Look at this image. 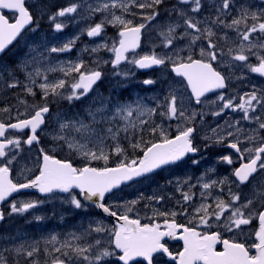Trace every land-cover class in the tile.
<instances>
[{"label":"snow or ice","instance_id":"6c2138e0","mask_svg":"<svg viewBox=\"0 0 264 264\" xmlns=\"http://www.w3.org/2000/svg\"><path fill=\"white\" fill-rule=\"evenodd\" d=\"M163 3L164 0H103L95 7L88 6L90 15L105 14L99 23L86 30L89 37L101 36L107 25L117 28L116 39L91 49L92 52L104 49L113 53L111 61L102 63H111L115 75H134L120 70V65L125 62L139 69L167 68L174 74L165 94L151 98L155 100L153 107L146 105L140 97L113 103L110 98L98 94L83 110L84 115L68 116L57 112L53 116L49 97L69 103L81 101L93 92L104 75L100 70L101 61H97L95 68L86 67L83 60L55 65L48 63L41 67L50 60L51 53L71 51L75 39L60 47H45L44 51H39V46H29L25 59L15 69L0 65V82L6 88L22 86L25 97L34 98L38 87L41 96V102L31 104L26 98L17 96L19 107H16L15 116L12 115L14 106L0 108V114H7L0 118V205L13 193L36 189L49 196L67 194L65 202L75 209L87 210L94 206L116 219L111 228L103 220L90 221L87 228L79 233L69 232L64 239L51 234L43 240L44 254L49 257L46 264H111L113 257L122 264H133L137 258L153 264L157 254L167 256L174 264H264V135H261L264 132V92L253 89L243 93L239 103H235V97L226 98L223 92L215 100L207 98L209 93L228 88L231 76L223 74L219 70L222 67L247 68L251 73L264 77V9L252 11L250 7L241 5L237 14L232 16L236 0H219L213 5L215 15L200 20L189 13H200L204 7L202 0H178V5L187 6V9L174 7L172 11L178 19L159 28L160 43L149 53L141 55L137 49L141 47L144 30L160 16L159 8ZM79 7L74 3L49 18L55 21L57 17L70 16L77 13ZM117 9L120 15L116 14ZM4 10L12 13V22ZM229 16L230 21L227 19ZM127 17H139V22ZM213 25L233 30L236 36L231 44L234 46H230L227 32L218 35ZM54 26L61 31L65 24L55 23ZM38 27L26 0H0V54L18 38L23 39L26 29L34 32ZM180 28L183 31L177 32ZM220 40L224 41L227 51L218 45ZM179 41L186 43L181 46ZM156 47L165 51L158 53ZM129 53L133 54L131 58ZM251 57H255L257 63L253 64ZM235 62L241 63L237 65ZM17 70L24 73L26 83L15 75ZM50 72H60L63 78L50 81ZM5 74L8 80H5ZM38 78L43 82L37 84ZM143 83L153 85L156 81L145 79ZM193 103L201 105V108H194ZM217 104L218 108L215 107ZM209 107L214 117L222 116L225 110L242 113L239 119L225 120L224 125L218 124L211 129V135L203 136L213 144L233 150L240 163L232 170V178L225 176L206 181L202 176L197 179L203 189L199 193L201 202L193 208L188 223H177L175 218L177 215L189 216L184 205L196 195L191 191L196 187L191 183V177L176 181V191L182 195V201L176 202L180 212L155 208L153 202L160 204L165 200L164 194L155 192L147 197L140 193L136 199L116 205L123 209L122 212L105 203L106 196L121 189L122 185L147 178L158 169L178 164L189 154L197 153L199 148L194 143L200 135L197 117L202 126ZM257 109H260L259 113ZM158 110L164 120L176 122L174 136L169 133L171 124L166 127L153 120ZM53 120L57 127L54 132H47ZM242 121L256 127L244 128ZM145 131L156 139L146 140ZM42 134L51 136L55 146L61 150L66 146L70 154L81 159L83 166H75L72 159L57 158L44 147H40L34 157L23 155V145L29 149L34 144L39 145ZM121 140L128 141V148L139 150L142 155L129 157ZM113 156L120 159L115 166H109ZM220 160L227 165L234 163L232 155H223ZM24 161L30 162L31 167ZM95 161H102L103 166H93ZM192 162L199 163L196 160ZM13 166H16L22 182L14 181ZM185 184L189 186L188 191L182 190ZM225 188L227 200L222 195H213V189L224 193ZM244 189L248 190L247 193ZM209 198L212 203L206 202ZM141 200L145 201L144 207L152 212L151 216L145 217L149 220L147 223H142L136 212ZM40 203L42 201L12 202L8 214H24ZM133 212H136L135 218L130 216ZM160 217L163 218L162 223L159 222ZM4 219L5 212L0 208V221ZM35 219L39 221L44 217L36 216ZM253 221L258 222V227L251 233L257 242L248 244L246 240L236 238L247 236L243 226H252ZM224 232L233 233V238H223ZM92 233L97 236L88 242ZM166 238L183 241L182 251H170ZM40 243L25 241L18 247L0 249V264H8L4 252L23 254L30 259V264H40L34 258L41 252ZM217 245H222V250H217Z\"/></svg>","mask_w":264,"mask_h":264},{"label":"flooded vegetation","instance_id":"af4514ba","mask_svg":"<svg viewBox=\"0 0 264 264\" xmlns=\"http://www.w3.org/2000/svg\"><path fill=\"white\" fill-rule=\"evenodd\" d=\"M40 2H41V0H27V2H26L27 7H29V10L32 12V14L36 20V23H38V25H39L38 29H36V31H34V32L26 29L25 32L22 34L24 38L23 39L18 38V40L15 41L11 45L12 47L10 49H8L4 54L0 55V65H8L10 68L15 69L16 66L18 64H20L21 58L27 54L29 46H39V48H38L39 51L44 50L45 47H50V40L48 39L49 37L45 35V33L48 32L49 25L44 22L45 18L42 15L37 14V12H36V10H37L36 7L39 6ZM202 2L204 4V7L201 9L200 13H197V14L189 13V14L194 15L197 19H200V20H203L205 17L214 16L215 15V8L213 7V5L218 4L219 0H202ZM237 3L239 5V7L241 5H243L245 7H250L252 11H259L261 9H264V6H260V0H237ZM239 7L234 8L235 14H232V16H235L237 14ZM165 8H166V6H160V8H159L160 14H162V12H163L162 10H164ZM184 8L187 9V7H184ZM136 10H138V9H136ZM164 12H167V11H164ZM4 14L7 15L9 17L10 22H12V13H10L8 10H4ZM44 14H46V13H44ZM132 19H135L136 22H139V17L132 18ZM177 19H178V17L175 14L173 17V21L175 22ZM180 22L182 23V20ZM209 23H211V22L209 21ZM249 23H251V21H249ZM160 25H161V23H154V27L156 29L158 27H160ZM213 28L215 29V31L217 32L218 35H222L224 32H227V34L230 38V44H231L232 40H235L236 34L234 33L233 30L228 31V29H222V28L216 27L215 25H213ZM182 31H183V29L178 30V32H182ZM143 40H144V37H143ZM218 45L220 47H223L224 50L227 51V46L224 44L223 40L218 41ZM197 52H198V50H197ZM111 56L113 59L114 58L113 53H111ZM223 59H227V58L224 57ZM251 62L253 64L257 63L256 59H254L253 57H251ZM96 66L97 65L95 63L94 64L87 63V67L95 68ZM214 66H216V65H214ZM126 68H129V69L126 71ZM100 70L103 72L104 75H103L102 80L95 87V90L81 101H74L72 103H69L67 100L62 99L61 100V109L59 110V112L69 113V114H74V115L77 113H80L81 115H84L83 110L85 108H87L89 106V104L91 103V100L90 99L86 100V98H88V97H90V95H92L93 99H95V95H96L95 92L99 91L100 88L102 89V92H104V93H106V91L108 89V92L110 94L111 99H115V94H118L119 96H121V94L123 92L128 91L127 90L128 82L126 81V79H130L132 77V75H129L127 77L115 75L114 69H113L111 63L108 66L100 67ZM120 70L131 73L130 64L126 62V63L120 65ZM219 70H221L222 73L225 74L226 76H231L230 68L222 67ZM15 75L21 81H23L25 83L27 82L25 80V76H24L23 72H20L17 70L15 72ZM255 75H258V74L251 73L247 68H242V67H238V69L236 70V73H235V77H242L241 79L243 81L249 80L252 77H254ZM263 78L264 77H261V79L264 82ZM8 79L9 78L7 77V74H5V80H8ZM229 91H230V89H229ZM17 96H19L21 99L26 98L30 104L33 102H41V96L40 95H36L34 98L30 97V96L25 97V95L22 91V86H21V88H15V89L6 88L4 86V84L2 82H0V108H3L5 106H14L13 111H12L13 116H15V114H16V107H19ZM50 104H51V110H52V114H53V110L54 111L56 110V106H55L56 101L50 100ZM198 107H201V105H198ZM20 110L23 111V108L21 107ZM257 112H259V109H257ZM241 115H242V113H240L238 111L237 112L231 111L229 114L230 117H232V116L238 117ZM6 116H7V114H0V118H4ZM227 120H231V118H228ZM12 122H14V121H12ZM210 123L214 124V125L223 124L222 122L217 121V120H213ZM241 126L244 128L256 127L255 124H251L247 121H242ZM50 128H51V123L49 124V126L47 128V132H51V130H49ZM25 131L27 132V130H25ZM198 131L200 132V135L194 141L195 143L199 142V140L203 139L205 129L200 128L198 126ZM261 135H264V132H262ZM50 140H51V138L49 135L42 134L41 135V141H40L39 145H33V146H31V149H29V147L27 145H23V148H24L23 155H29V156L34 157L35 154H38L37 150L40 148V146L44 147L46 150L50 151L48 146H47V142ZM207 142H208V144L201 145L199 147L200 148L199 153L197 152L196 158L201 159L202 162L199 163L200 168L194 167V172H193L194 177H193V181H191V183L193 182V183L197 184V179L199 177H202V176L204 177V179L206 181L212 180V179L219 180L225 176L232 178L231 177L232 170L239 166L240 161L237 159L233 150H230L227 147H224L221 145H216V144L213 145V143L211 141H208V140H207ZM223 155H232L234 163L232 165H227L226 163L221 162L220 157H222ZM193 159H195V158H192V160ZM183 165L171 167V168H169L163 172L158 173L156 175L157 179L156 178H152V179H155L156 181H159V182H157L154 185H151V187H150L151 189H149V190L152 192L162 191V190L168 189L170 187H173V186H171V184L168 183L169 181H172V183H176V181H184L185 179L189 178L188 173H189L191 168H190V166L181 167ZM178 168H180V169H178ZM209 169H214L215 171L210 172ZM169 174H175L176 177L171 178ZM29 178H31V177H29ZM13 179H14V181L22 182L21 177L18 175V171H17L16 166H13ZM188 187L189 186L187 184H185L183 186L184 189H188ZM199 189L203 190L200 187V184L198 187L192 188L191 191H195V190L197 191ZM233 190L234 191L236 190L235 185H233ZM244 191H248V190L244 189ZM212 192H213V195H222L224 197V199H226V200L228 199L226 188H225L224 193H220L218 189H213ZM48 197L49 196H41L40 194H38L34 191H28L27 189H25V190H21L20 192H18L15 195V197L12 198L11 200H9L7 203L0 205V208H3V210L5 212V219L3 221H0V249H2L4 247L13 248L15 246L10 239L11 230L21 232V234L32 233L33 227L36 225V223L44 221V220L37 221L35 219L36 216H42V217L44 216L45 218H49L50 220H51V218L62 219L65 222L70 223L72 231L73 230L76 231V230H80V227H81V229L83 228L84 219L92 220L93 217L97 214V209L94 206H89L87 208V210L75 209L73 206H71L70 204L65 202L66 198L53 199V198H50V197L48 198ZM29 200L30 201H42V203H40L38 205V207H36L35 209H31L24 214H12V215L8 214L10 212V204L12 202H17V201L18 202H24V201H29ZM196 202H197V200L195 198H193V200L191 202L186 204L185 207L187 208L189 214L191 211H193V208H194ZM207 203H212V199L209 198L207 200ZM144 205L145 204H142V203L138 204L136 206V212L139 213V216L141 218V222L147 223V222H149V220L146 219L145 217L151 216L152 212L149 209L145 208ZM153 206L155 208H157V206H155L154 203H153ZM157 209H159L160 211L173 210V209L165 208L163 206H161V208L159 207ZM175 211H177V210H175ZM136 212L130 213V216H132V218H135ZM177 212H180V211H177ZM38 213H40V214H38ZM185 218H186V216H184V215H177L175 219H176L177 223L186 224V223H188L189 219H185ZM158 219H159V222H161V223L163 222L162 217H160ZM7 223L10 225V227L7 229V231H5V230H3V228L6 229ZM113 225L114 224H109L110 227H112ZM243 227L245 228L248 235L245 237H236V238L246 240L248 244H251L253 242H257V241H255V237L251 233L254 232L256 230V228L258 227V222L253 221L252 226H243ZM201 230H203V229H201ZM212 230H217V229H212ZM223 238H233V233L224 232ZM165 242H166L167 246L169 247L170 251H172L173 253L178 252V251H182L183 243L181 241L173 242V241H170L169 238H166ZM16 247H18V246H16ZM44 247H45V245L42 242V244L40 245V248H41L40 254L37 257H34L35 259L39 260L40 264H46V262L49 260V257L44 254V251H43ZM217 250H222V245H217ZM5 254H7L8 264H17V262H18V264H30V259L26 258L23 254L17 255L14 252L13 253L5 252ZM12 254H15V255L10 256ZM253 254H255L254 250H253ZM118 255H119V253H118ZM111 264H122V262L118 261L117 258L113 257V258H111ZM133 264H146V261H143L142 258H137V260L134 261ZM153 264H174V262L171 261L167 256L157 254L154 257Z\"/></svg>","mask_w":264,"mask_h":264},{"label":"rangeland","instance_id":"374dc122","mask_svg":"<svg viewBox=\"0 0 264 264\" xmlns=\"http://www.w3.org/2000/svg\"><path fill=\"white\" fill-rule=\"evenodd\" d=\"M165 1V0H164ZM169 1V0H168ZM103 2V0H87V2L85 1V2H81V3H78V5H83L84 7H83V9H82V11H88V6L89 5H91L92 7H95V6H97V4L98 3H102ZM161 6H165V4H162ZM72 15V14H71ZM228 20L230 21L231 20V16L228 18ZM113 27V26H112ZM89 27H86V28H84V30L82 31V32H87L86 30L88 29ZM161 28V27H160ZM159 29V28H158ZM77 29H76V27H74V30L71 32V34L70 35H68V37H67V39H68V41L69 40H71V39H76V34H77V31H76ZM82 34V33H81ZM149 34H144V40H143V42H144V45H145V47L147 46V44H148V42L150 41V40H153V39H156L157 37H158V33H154L152 36H148ZM78 36H80V34L78 35ZM117 38V28H115V27H113V30L110 32V35H109V39H110V41L108 42V43H111L112 42V40L113 39H116ZM159 39H161V38H159ZM64 43H66L65 41H61L59 38L57 39V38H55V39H53V37H51V47H56V45H58V46H62ZM156 43H158V42H156ZM99 44H101V43H95V44H93V45H91L90 47H91V49L92 48H95V47H97ZM51 47H47V48H51ZM153 49V46H150L149 47V50L151 51ZM144 50V49H143ZM28 51H29V49H28ZM41 51H44V50H41ZM74 51H76V49L74 50ZM107 51V50H106ZM77 52V51H76ZM75 52V53H76ZM99 52V51H98ZM109 54H110V57H108V58H105V59H103L102 61H111V59H112V56H111V52H109V51H107ZM28 53V52H27ZM93 53H97V52H93ZM144 53V52H143ZM142 53V54H143ZM141 54V55H142ZM72 55H74V53H72V54H70V51L69 52H67V54L66 55H64V56H72ZM25 57H26V55L25 56H23L22 58H21V61L22 60H24L25 59ZM69 60L71 59V58H68ZM67 61V58H64L63 56H61L60 55V53H51V55H50V60L49 61H47V62H45V64L44 65H41V67L42 68H44V67H46L47 66V64L48 63H50V64H52V65H55V64H58V63H60V62H66ZM102 61H101V63H102ZM102 64H104V63H102ZM108 65V63H106V65H104V66H102V67H105V66H107ZM29 71H31V68L29 69ZM53 73H56V72H50V73H48V76L50 75V74H52L51 76H53L52 78H53V80H55V79H59V78H63V77H57L55 74H53ZM60 73V72H59ZM62 74V73H61ZM50 81H52V79L50 80ZM42 82V81H41ZM235 82H236V93H235V96H236V98H239L240 97V95H242L243 93H246V92H250V91H252L253 89H257V90H260V82H259V78L255 75L254 77H252L251 79H249V80H245V81H243L242 79H237V78H235ZM37 84H39V83H37ZM38 88V87H37ZM135 90H133L132 92H131V97L133 98V100H135V99H137V97H140V98H142V94H141V92H139V91H137V92H134ZM40 93V92H39ZM38 94V93H37ZM99 95H102L101 93H99ZM129 99H130V97H128V99H127V97L125 98L124 96H121V97H119L117 100H115V99H111L112 100V102L113 103H115L116 101H121V102H126V101H129ZM132 100V101H133ZM59 113H61V112H59ZM62 114H66V115H68V116H74V114H69V113H62ZM56 127H57V125H56V122H55V125H54V127L51 129V132H54V130L56 129ZM146 128L148 127V126H145ZM148 133H147V131H145V133H144V138L146 139V135H147ZM50 138H51V136H50ZM122 144H123V146L124 147H126L127 149H130L131 151H133L131 148H128V141H126V140H122V142H121ZM41 147V146H40ZM51 150L54 152V153H56V152H60V153H64V154H69L70 156H72L73 158H77L79 161H78V163H81L82 161H81V159L80 158H78L77 156H75V154H70L69 153V151H68V149H67V147L65 146V148L63 149V150H61L60 148H58V147H56V146H54V147H52L51 148ZM137 151H139V150H136V151H134V152H137ZM37 152H38V150H37ZM136 154V153H135ZM37 154H35V156H36ZM120 159V157H117V156H113L112 158H111V160H110V162L111 161H117V160H119ZM81 161V162H80ZM95 162H97V161H95ZM95 162H93V163H95ZM98 162H100V163H103L102 161H98ZM24 163H28V166L29 167H31V163L30 162H28V161H24ZM83 163V162H82ZM157 194H159V193H157ZM167 194L169 195V196H171L173 199H177V197L176 196H174V191L173 192H167ZM10 227V225L7 223L6 224V229L5 228H3V230H5V231H7V229ZM19 233V235L21 234V232H18ZM21 235H26L25 233L24 234H21ZM27 237V236H26ZM50 237V235H48V236H45V237H43L42 239L43 240H45V239H47V238H49ZM65 237H62V238H60V239H64ZM49 247H51V246H49ZM11 253H13V252H11ZM15 253V252H14ZM3 255L5 256V257H7V254H5V252L3 253ZM11 256V255H10ZM9 256V257H10Z\"/></svg>","mask_w":264,"mask_h":264},{"label":"bare ground","instance_id":"6f19581e","mask_svg":"<svg viewBox=\"0 0 264 264\" xmlns=\"http://www.w3.org/2000/svg\"><path fill=\"white\" fill-rule=\"evenodd\" d=\"M143 40V39H142ZM220 119H221V116L219 117ZM213 121V120H212ZM66 207V206H65ZM74 223V222H73ZM75 229V228H74ZM77 229V228H76ZM80 229H81V227H80ZM77 231V230H76Z\"/></svg>","mask_w":264,"mask_h":264}]
</instances>
